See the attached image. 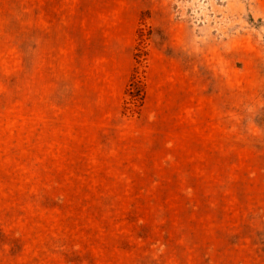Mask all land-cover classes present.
Here are the masks:
<instances>
[{"label": "rangeland", "instance_id": "1", "mask_svg": "<svg viewBox=\"0 0 264 264\" xmlns=\"http://www.w3.org/2000/svg\"><path fill=\"white\" fill-rule=\"evenodd\" d=\"M0 264H264V0H0Z\"/></svg>", "mask_w": 264, "mask_h": 264}]
</instances>
